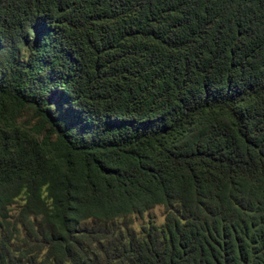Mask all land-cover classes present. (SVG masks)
Here are the masks:
<instances>
[{"label":"trees","instance_id":"16d2710c","mask_svg":"<svg viewBox=\"0 0 264 264\" xmlns=\"http://www.w3.org/2000/svg\"><path fill=\"white\" fill-rule=\"evenodd\" d=\"M0 264H264V0H0Z\"/></svg>","mask_w":264,"mask_h":264},{"label":"rangeland","instance_id":"374dc122","mask_svg":"<svg viewBox=\"0 0 264 264\" xmlns=\"http://www.w3.org/2000/svg\"><path fill=\"white\" fill-rule=\"evenodd\" d=\"M19 122L23 128H28L34 126L37 123V120L34 119L30 111H27V112H23ZM163 213L164 210L160 207H157L155 210L152 211V214L156 218L158 223H161L163 221ZM140 223L141 222L139 221L138 224Z\"/></svg>","mask_w":264,"mask_h":264}]
</instances>
